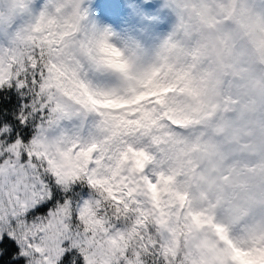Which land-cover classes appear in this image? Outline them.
I'll list each match as a JSON object with an SVG mask.
<instances>
[{
	"label": "snow or ice",
	"instance_id": "obj_1",
	"mask_svg": "<svg viewBox=\"0 0 264 264\" xmlns=\"http://www.w3.org/2000/svg\"><path fill=\"white\" fill-rule=\"evenodd\" d=\"M167 6L173 32L137 68L85 30V0H0V264H264V227L234 237L189 210L162 171L201 62L241 40L264 48V0ZM93 8L117 27H165L147 19L155 2ZM181 35L198 42L185 49ZM90 72L120 83L95 85Z\"/></svg>",
	"mask_w": 264,
	"mask_h": 264
},
{
	"label": "clouds",
	"instance_id": "obj_2",
	"mask_svg": "<svg viewBox=\"0 0 264 264\" xmlns=\"http://www.w3.org/2000/svg\"><path fill=\"white\" fill-rule=\"evenodd\" d=\"M153 2L164 6V0ZM121 35L124 55L158 45L155 57L161 42L154 29ZM177 39L185 49L198 42ZM180 106L190 122L176 131L162 160L169 191L183 197L189 210L226 225L234 237L264 227V48L241 40L223 61H202Z\"/></svg>",
	"mask_w": 264,
	"mask_h": 264
},
{
	"label": "rangeland",
	"instance_id": "obj_3",
	"mask_svg": "<svg viewBox=\"0 0 264 264\" xmlns=\"http://www.w3.org/2000/svg\"><path fill=\"white\" fill-rule=\"evenodd\" d=\"M95 2L96 0H85V7L88 9V19L84 24L85 30L90 34L108 35L110 42L120 50H123L126 46V38L121 35L122 33L139 32L140 34H146L150 31V29L141 27L138 24H131L128 22V20L122 22L119 27L113 24L102 22L99 18L98 10L93 8ZM145 2L149 1L145 0ZM150 2H153V0H150ZM128 7L131 9L133 4L129 3ZM130 19L131 18H129V20ZM147 19L151 24L165 25V27L160 30L154 29L159 33L157 36L158 41L170 34L172 29L175 27V13L170 7L167 6V0H164L163 7H158L156 13ZM28 22H30V20L25 18L24 20L20 21L19 24L21 26H26ZM156 47H158V45H154L152 50L139 48L133 51L131 55L125 52V56L133 62L135 67L142 68L151 63ZM89 77L93 84L105 88L116 87L120 83L119 76L115 73L90 72Z\"/></svg>",
	"mask_w": 264,
	"mask_h": 264
},
{
	"label": "trees",
	"instance_id": "obj_4",
	"mask_svg": "<svg viewBox=\"0 0 264 264\" xmlns=\"http://www.w3.org/2000/svg\"><path fill=\"white\" fill-rule=\"evenodd\" d=\"M147 1H149V2H150V0H147Z\"/></svg>",
	"mask_w": 264,
	"mask_h": 264
}]
</instances>
